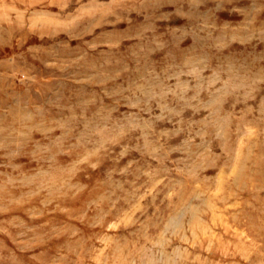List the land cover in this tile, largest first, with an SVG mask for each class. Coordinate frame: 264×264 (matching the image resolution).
<instances>
[{
    "label": "rangeland",
    "instance_id": "374dc122",
    "mask_svg": "<svg viewBox=\"0 0 264 264\" xmlns=\"http://www.w3.org/2000/svg\"><path fill=\"white\" fill-rule=\"evenodd\" d=\"M0 264H264V0H0Z\"/></svg>",
    "mask_w": 264,
    "mask_h": 264
}]
</instances>
